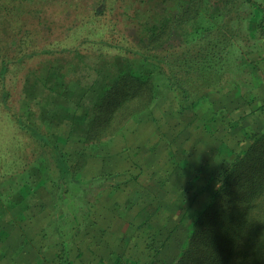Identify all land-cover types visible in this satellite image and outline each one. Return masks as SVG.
Segmentation results:
<instances>
[{"label": "trees", "instance_id": "16d2710c", "mask_svg": "<svg viewBox=\"0 0 264 264\" xmlns=\"http://www.w3.org/2000/svg\"><path fill=\"white\" fill-rule=\"evenodd\" d=\"M171 1L0 0V131L17 134L7 131L14 154L20 133L39 145L37 162L45 181L60 180L51 178V151L60 178L74 179L87 171L89 149L104 148L123 135L128 122L151 110L160 90L157 72L163 73L165 89L175 95L180 111L194 108L209 90L220 92L224 73L213 71L207 79L204 67L199 70L203 83L178 75V70L189 71L175 64V46L185 40L181 34L194 6L187 0L173 11L165 6ZM165 9L173 12L165 16ZM94 92L91 101L82 102ZM219 120L212 121V130H221V143L232 141L224 134L229 124L224 117ZM247 135L230 143L233 156L225 167L215 175L210 171L217 185L203 201L195 199L201 200L196 208L188 207L191 220L184 237L170 248L171 239L160 241L158 227L134 212L130 248L136 256L116 264H264V132ZM61 136L81 146L70 153L77 157L74 165L60 152L56 139ZM22 154L6 166V175L20 164L26 170ZM163 175L154 181L171 183L167 170ZM185 181L189 185L178 191L190 189L191 180Z\"/></svg>", "mask_w": 264, "mask_h": 264}, {"label": "rangeland", "instance_id": "374dc122", "mask_svg": "<svg viewBox=\"0 0 264 264\" xmlns=\"http://www.w3.org/2000/svg\"><path fill=\"white\" fill-rule=\"evenodd\" d=\"M186 1L174 0L165 6L176 11L177 4L181 6ZM190 1L194 8L189 11V17L193 20L189 21L185 33L181 34L185 40L175 46L178 53V63L175 64L189 71L187 74L178 70V75L184 79L192 76L188 79L202 81L200 77L203 75L199 70L204 67L209 71L207 79L214 74L213 71L224 73L220 92L209 90L206 97L199 98L194 108L180 111L175 95L169 96L170 91L165 89L163 73L157 72L155 81L160 89L159 96L148 114L145 112V117H140L145 118L146 122H128L122 136L114 137L112 142L99 150L89 149L91 157L83 174L77 173L74 179L69 176L60 178L52 151L49 153L48 166L54 169L50 171L51 178H59L57 184L53 180L45 181L43 165L39 167L37 162L40 147L25 133L18 135L15 151L26 156L24 163L28 166L25 165L26 170L22 172L20 164L16 171L7 176L6 166L13 158L19 157L13 153L14 139L9 138L8 132L14 137L17 134L7 128L0 131V178L3 183L0 187V264L4 256V250H1L4 243H12L18 232L20 236L23 235L22 232L32 226V221L68 220L73 205L104 204L113 197L121 201L117 194L104 193L105 189L116 188L119 177L108 178L96 174L108 173L114 148L121 147L124 141H129L131 146L130 161L133 165L125 162L127 149L120 151V148H116L119 158L115 159L120 161L121 168L130 166L132 171H137L139 164L147 166L144 171L159 174L168 171L171 183L158 184L154 181L155 175L150 178L144 173L135 183L122 180L120 183H125V188L131 193L130 200L133 198L142 202L146 210L143 219L150 227L160 229H156L160 241L171 239V248L181 236L184 237V230L191 220L189 208H196L208 193L214 191L217 182L209 176L210 171L215 175L217 169L225 167L230 161L233 156L230 143L242 135L248 137L250 131L264 132V0ZM172 10L165 9L163 15H169ZM220 117H224L226 125L229 124L224 134H229L232 138L230 142L221 143L219 140L224 138L221 130L217 134L212 130L216 127V124L212 126V121H220ZM144 124L145 130H142ZM50 129L56 130L53 125ZM56 140L60 152L69 157L68 160L72 161L70 164L74 165L77 157L70 153L81 146L62 136ZM246 143L244 141L243 146ZM92 174H95V179ZM188 178L191 180L190 189L187 192L178 191V188L189 185L185 181ZM198 198L202 199L195 202ZM131 214L135 218V213ZM18 221L24 224L25 229L20 227L13 230V222ZM7 235L11 239L6 241L4 237Z\"/></svg>", "mask_w": 264, "mask_h": 264}, {"label": "crops", "instance_id": "0c3cea01", "mask_svg": "<svg viewBox=\"0 0 264 264\" xmlns=\"http://www.w3.org/2000/svg\"><path fill=\"white\" fill-rule=\"evenodd\" d=\"M95 94L94 92V94L86 95L82 102L87 104V101H91V97ZM148 112L146 111L145 114ZM141 116L145 117L144 114ZM134 122L142 124L146 120L140 118ZM144 126L145 124L142 126V130H145ZM116 148H120V151L127 149L125 162L132 166L129 141H124L121 147L119 145ZM116 148H114L115 152L112 155L114 158L111 157L112 162H110L111 166L108 168V173L99 172L96 176L112 173L116 175V179L118 176V179L126 182L132 180L133 176L138 174L141 176L144 172L147 177L153 173V176L155 174L157 177L162 174V177L165 178L164 172L159 174L156 171H151V173L144 171L147 167L144 165L139 166L137 164V171H132L133 168L130 166L129 168H121L120 161L115 159L119 158L116 154L118 152ZM134 151L138 152L139 149ZM134 160L133 158V162L136 163ZM92 176L95 179V174ZM104 193L117 194L122 200L119 201L118 198L113 197L104 204L73 205L70 210L72 213L67 216L68 220L32 221L30 223L32 226L29 230L23 231V235L20 236L18 232L12 243H4L1 248L4 250V256L1 259L2 264H116L122 258L134 259L136 253L130 248L135 242L130 229L134 221L131 213L139 212L142 217L143 212L146 214V210H144L142 202H138L136 199L130 200L131 193L125 188V183L116 188L105 189ZM20 227L25 229L24 224H21L20 221L13 222V230L15 228L19 230ZM65 232H67L66 235H64ZM4 238L6 241L11 239L9 235Z\"/></svg>", "mask_w": 264, "mask_h": 264}, {"label": "built area", "instance_id": "2783aa9c", "mask_svg": "<svg viewBox=\"0 0 264 264\" xmlns=\"http://www.w3.org/2000/svg\"><path fill=\"white\" fill-rule=\"evenodd\" d=\"M120 264H128V262H126V261H122Z\"/></svg>", "mask_w": 264, "mask_h": 264}]
</instances>
